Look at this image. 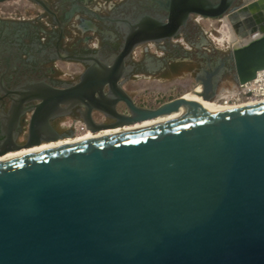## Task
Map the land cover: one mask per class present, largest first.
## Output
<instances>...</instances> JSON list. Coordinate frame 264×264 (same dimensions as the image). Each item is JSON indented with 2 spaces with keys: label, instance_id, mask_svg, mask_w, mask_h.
Segmentation results:
<instances>
[{
  "label": "water",
  "instance_id": "obj_1",
  "mask_svg": "<svg viewBox=\"0 0 264 264\" xmlns=\"http://www.w3.org/2000/svg\"><path fill=\"white\" fill-rule=\"evenodd\" d=\"M223 2L173 0L168 24L143 41L173 36L190 14L216 19ZM228 19L252 27L229 57L245 84L264 71V0H245ZM93 78L79 95L38 98L30 138L59 105H83L88 87L90 102L102 98L106 82ZM119 95L132 116L112 115L109 130L198 114L1 161L0 264H264V103L211 112L183 96L148 110ZM84 123L106 130L89 113Z\"/></svg>",
  "mask_w": 264,
  "mask_h": 264
},
{
  "label": "flooded vegetation",
  "instance_id": "obj_2",
  "mask_svg": "<svg viewBox=\"0 0 264 264\" xmlns=\"http://www.w3.org/2000/svg\"><path fill=\"white\" fill-rule=\"evenodd\" d=\"M40 1L43 6L32 0L0 1V158L73 140L78 124L84 126L78 135L92 133L84 123L88 113L93 127L109 130L116 124L112 115L132 116L119 91L138 109L154 110L186 95L203 108L218 105L214 100L236 86L227 27L236 38L247 37L258 16L255 11L248 28L230 24L229 15L245 0H224L226 12L220 17L190 14L173 36L143 41L168 24L173 0ZM209 1L218 5L222 0ZM89 73L106 82L104 96L95 94L97 102H90L88 87L83 105H59L30 138L38 98L79 93ZM210 82L213 86L204 89Z\"/></svg>",
  "mask_w": 264,
  "mask_h": 264
},
{
  "label": "bare ground",
  "instance_id": "obj_3",
  "mask_svg": "<svg viewBox=\"0 0 264 264\" xmlns=\"http://www.w3.org/2000/svg\"><path fill=\"white\" fill-rule=\"evenodd\" d=\"M228 30L229 31V38H230V42L233 43L234 47H238L241 45V43L245 42L244 39H238L234 36L232 29L230 28V26L228 25ZM184 98H186L187 100L194 102L195 104H198L197 100H193V98L189 97L188 95L184 96ZM207 102V101H206ZM205 103V102H204ZM264 101H256V102H252V103H247V104H228L226 106H221V105H213L209 108H204L207 111H211V112H223V111H227V110H234V109H241V108H246L249 106H255V105H259V104H263ZM206 105V103H205ZM198 114V111L195 110H191V111H186V112H179L177 114L168 116V117H164V118H158L156 120L153 121H146V122H142V123H136L133 126H128V127H123L120 129H112V130H104L101 133H97V134H80L78 136H76L75 139L73 140H66L64 142H59L57 145H47V146H43L39 149H31V150H21L20 152H15V154H7V156L0 158V162L1 161H5V160H9V159H13V158H17V157H21V156H26V155H30V154H34V153H38V152H42V151H48L51 150L53 148H58L59 146L63 147L66 145H72V144H78L81 142H86V141H91V140H95L98 138H104V137H109V136H115L118 134H122V133H126V132H131V131H135V130H141V129H146V128H151L153 126L159 125V124H163L166 122H170L179 118H185L188 116H192V115H196Z\"/></svg>",
  "mask_w": 264,
  "mask_h": 264
},
{
  "label": "built area",
  "instance_id": "obj_4",
  "mask_svg": "<svg viewBox=\"0 0 264 264\" xmlns=\"http://www.w3.org/2000/svg\"><path fill=\"white\" fill-rule=\"evenodd\" d=\"M264 101V71L259 72L255 79L245 84L236 85L231 90L221 93L214 102L221 106L228 104H247ZM84 126L78 124L74 127V137L83 133Z\"/></svg>",
  "mask_w": 264,
  "mask_h": 264
},
{
  "label": "rangeland",
  "instance_id": "obj_5",
  "mask_svg": "<svg viewBox=\"0 0 264 264\" xmlns=\"http://www.w3.org/2000/svg\"><path fill=\"white\" fill-rule=\"evenodd\" d=\"M172 91H173V90H172ZM172 91H171V94L175 95V94H176V91H173V92H172ZM158 97H159V96H158Z\"/></svg>",
  "mask_w": 264,
  "mask_h": 264
}]
</instances>
